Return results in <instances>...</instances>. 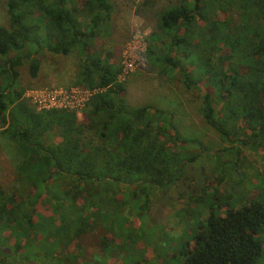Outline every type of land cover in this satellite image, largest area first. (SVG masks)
<instances>
[{"label":"trees","instance_id":"trees-1","mask_svg":"<svg viewBox=\"0 0 264 264\" xmlns=\"http://www.w3.org/2000/svg\"><path fill=\"white\" fill-rule=\"evenodd\" d=\"M153 3L142 0L135 9L154 18L144 61L160 75H179L185 91L199 92L201 119L228 145L212 151L182 132L172 111L127 100L120 62L105 48L115 29V0H4L0 153L12 162L14 188L0 183V264H14L18 255L32 262L39 253L45 259L39 264H53L46 256L54 259L83 233H95L106 257L124 232L123 208L147 216L155 190L182 196L181 178L183 188L192 187L184 177L188 164L209 153L217 168L204 177L202 195H189L200 218L191 244L179 248L178 264H255L264 253L258 238L264 201L231 207L232 194L220 195L223 183L239 189L237 144L264 150V0ZM45 51L77 52L80 67L70 86L93 91L81 119L66 109L37 110L23 96L17 67L27 64L35 77ZM81 250L69 253L83 257L72 264L106 263ZM129 264L142 263L135 257Z\"/></svg>","mask_w":264,"mask_h":264},{"label":"rangeland","instance_id":"rangeland-1","mask_svg":"<svg viewBox=\"0 0 264 264\" xmlns=\"http://www.w3.org/2000/svg\"><path fill=\"white\" fill-rule=\"evenodd\" d=\"M141 1L115 0L117 10L115 29L107 39L105 48H110L119 62L124 44L133 34L149 33L152 29L154 18L151 14L149 15L148 9H143L139 14L135 12L137 3ZM167 1L154 0L153 7H160ZM0 24H7L4 0H0ZM38 58L40 67L35 77L30 76L27 64L17 67L20 85L29 89L46 86L68 87L74 84L80 67L77 52L54 55L45 51L39 54ZM123 82L126 85V98L131 104H150L161 110L172 111L173 121L178 128L184 133L200 138L212 148V151L228 145L223 143L212 127L201 119L198 113L200 93L196 90L185 91L181 86L179 75L171 78L160 75L156 68L148 67L144 61V65L131 72ZM78 117L81 119L82 116L78 115ZM237 145L241 150L238 174L235 175L237 181L241 180L239 189L237 187V189L228 190L225 183L220 185L221 196L226 197V191L232 194L229 201L231 207H239L251 199L264 201V186H261V184L264 185V150H252ZM217 162L218 159L209 153L201 156L195 163L188 164L184 177H190L191 189L183 188L181 178L178 189L183 191L182 196H175L177 192L173 189L169 190L171 194H174L172 198L170 193L155 190L151 194L150 210L147 216H143L142 212L138 214L131 208L128 210L129 207L126 205L123 210L127 209V212H124V218H122L124 232L120 230L113 252L109 253L108 257L101 256L102 248L97 243L98 238L95 237V233H83L76 242L70 240L67 245H62L54 254V259L51 255L46 256L47 260L53 264H72V260L78 262L83 257L78 254L76 259H71L72 256L69 253L77 254L82 249L81 252L84 250L85 253L101 256L102 261L106 258L105 264H107V258H109L108 264H129L135 257L142 264L146 260L152 264H178L179 248L191 244L200 218L198 212L201 208L197 204L189 208L193 201L189 195L193 198L202 195V187L206 180L204 177L208 171L212 172V168H217ZM0 183L2 187L9 188L10 191L14 188L12 162L3 151L0 153ZM140 221L146 225L141 226ZM258 238L264 246V230ZM6 248L10 252L13 251L10 244ZM24 260L28 262L27 264H39L45 259L39 253L32 262L30 257H25ZM24 260L18 255L12 259V262L24 264ZM255 264H264V253Z\"/></svg>","mask_w":264,"mask_h":264},{"label":"built area","instance_id":"built-area-1","mask_svg":"<svg viewBox=\"0 0 264 264\" xmlns=\"http://www.w3.org/2000/svg\"><path fill=\"white\" fill-rule=\"evenodd\" d=\"M148 33H134L129 41L124 44L118 75L120 81L124 80L139 66L144 65L143 52L146 48V35ZM93 91L80 86H46L26 89L23 96L37 110L51 108L66 109L81 115ZM1 129V127H0Z\"/></svg>","mask_w":264,"mask_h":264}]
</instances>
